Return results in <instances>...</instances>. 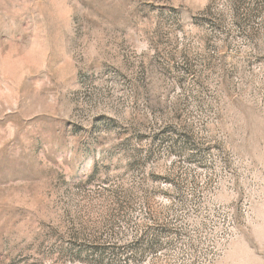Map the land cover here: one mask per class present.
<instances>
[{
  "label": "rangeland",
  "instance_id": "rangeland-1",
  "mask_svg": "<svg viewBox=\"0 0 264 264\" xmlns=\"http://www.w3.org/2000/svg\"><path fill=\"white\" fill-rule=\"evenodd\" d=\"M0 264H264V0H0Z\"/></svg>",
  "mask_w": 264,
  "mask_h": 264
}]
</instances>
